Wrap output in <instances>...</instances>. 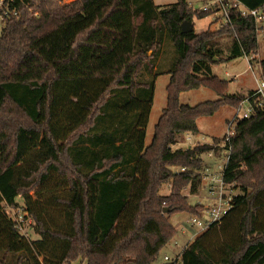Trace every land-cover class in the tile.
<instances>
[{
    "label": "trees",
    "instance_id": "16d2710c",
    "mask_svg": "<svg viewBox=\"0 0 264 264\" xmlns=\"http://www.w3.org/2000/svg\"><path fill=\"white\" fill-rule=\"evenodd\" d=\"M99 1L14 0L16 15L0 24V183L19 171L17 182L0 189V264H158L159 252L176 235L169 217H202L205 210L190 205L182 191L198 195L203 156L217 152L212 145L221 138L186 150L173 147L185 134H198V119L225 106L235 109L245 99L231 94L212 66L258 55L254 19L231 9L230 23L217 30L182 33L184 22L193 27L194 19L211 13L193 10L186 0L163 8L152 0H130L129 60L121 71L59 75L87 36L57 63L38 44L50 35L56 39L65 23ZM238 1L250 9L264 6V0ZM113 13L112 3L93 26ZM167 45L173 57L161 73ZM31 55L51 75L12 81ZM259 65L264 74V59ZM164 74L170 76L166 105L146 145L155 80ZM199 88L217 98L180 103L181 94ZM230 147L223 181L239 194L220 223L164 264H264V110L236 122ZM27 149L35 157L20 168ZM163 185L170 186L166 196L159 194ZM17 198L33 221L36 241L24 237L6 213L20 206Z\"/></svg>",
    "mask_w": 264,
    "mask_h": 264
},
{
    "label": "rangeland",
    "instance_id": "374dc122",
    "mask_svg": "<svg viewBox=\"0 0 264 264\" xmlns=\"http://www.w3.org/2000/svg\"><path fill=\"white\" fill-rule=\"evenodd\" d=\"M63 1L65 3H70L74 0H63ZM152 1L155 5L161 8L168 7L177 2V0H152ZM186 2L189 5V7L192 8L193 10H199L201 7L204 6L203 4L205 2H209V1L207 0H186ZM116 3L117 1L113 2L114 12L117 11ZM125 3H126V0H123L122 7L124 11H121L119 15L117 14L113 17L114 20L117 22V24L119 22L121 23L120 27H122L123 24L125 23L126 16L129 15V17L131 18L130 11L129 9L126 8ZM108 7L109 6H107L105 9L97 7L93 9L92 10L93 12L91 13L93 15L94 14L97 15L98 12H102V15H103L104 14L103 12H105L108 9ZM119 9L121 10L122 8H119ZM102 15H100L99 18L97 19L95 18V16L93 17L92 22H91L92 24L90 25L89 29L93 28V25L95 24V22L99 20L102 17ZM119 16H121V18ZM217 21L218 20H214L212 22L209 16L203 19H200V20L194 19L193 21L194 30L195 32H199L200 30H204V31L217 30L218 27L220 26L219 24L216 23ZM123 27L125 28L126 25H124ZM125 31L124 33L123 32L120 33V36L123 38V40L126 39L125 37L126 35L129 34L130 36V33L127 34ZM262 35L263 34H261L260 37H258L259 49H262V47L264 46V43L262 42V38H261ZM71 40L72 38L69 39L67 38L66 35H64L62 38V41H60V44L52 48L53 50H57L58 52L54 54L45 53L46 59L53 63H57L65 59L70 51ZM110 43L106 44V48H105L106 50H114L118 44V43H115V44L114 43L110 44ZM126 50L127 48H124L125 54H126ZM163 54L164 55L162 56L159 62L160 67L158 70L161 73H163L164 71H168L169 61L171 57H173V50L171 49L169 45L165 47ZM260 58H262V51H260L259 53L258 60ZM110 65H113V64L108 63V66ZM253 66L255 68L254 72L256 73V70H258V61L254 62ZM118 70H121V69H118ZM113 71L114 70H108L109 73H112ZM63 73L65 74L66 72H63ZM213 74L217 76L219 79L228 82L230 93L235 92L237 90L236 87L241 85V83L244 82L245 80L246 81L249 80L252 75L244 59H239V60L236 59L234 61L232 60V61L216 64L214 65ZM50 75H51V70L43 67V65L38 61V59L35 56L31 55V56L26 57L23 60V62L20 63V65L17 67L14 74L12 75L11 80L17 81V80H23V79L31 80V79L48 78ZM234 77H237V78H234ZM144 79H148V76H145ZM166 86H167V79L163 77V75L158 76L157 79L155 80L153 105H152V109L149 115L148 125L146 127V138H145L146 145H148L151 142V138L154 132V126L157 123L162 113V110L164 109L166 105ZM216 98L217 97L212 90L207 89V88H199L197 90H191L189 92L181 94L179 100L181 104H188L189 106H195L197 104H200L206 101H213ZM233 115H234V109H232L229 106H225L223 108H220V110L211 117H202L198 119L197 127L199 130V134H197L196 136L187 134V136H185L186 137L185 138L186 141H184L185 143H183L180 146L183 148H186V147H189L190 145H193L192 144L193 142L203 141L205 139H211L213 137L221 138L227 131L226 121H230ZM188 137L189 139H187ZM214 156H218V151L214 153ZM34 157H35V154L33 153V151L27 149L25 151L22 161L18 164V167L22 168V167L29 166L32 163ZM203 161H205V155L203 156ZM18 174H19V171L17 169L7 174L2 180V182L0 183V189L1 190L3 188L6 189L9 183L17 182ZM169 193H170L169 185H163V187L159 191V194L162 196H166ZM233 193H234L233 195L239 194L237 190L236 191L233 190ZM182 195L188 197V202L192 206L196 204H201L204 206V209H205L210 204V201L207 200L209 198V194L205 188V185H203V182L200 186L198 195L190 196L188 189L183 190ZM16 202L20 206L23 204L21 198H17ZM52 211H56L55 208H52ZM191 217H195V216H190L186 213H174L169 217V223L175 228L176 235L159 252V255H158L159 257L157 259L158 264H163L162 260L164 256H167L170 259L177 258L182 248H184L186 244L190 243L189 237L193 233V229L189 226L188 221L190 220ZM204 217H205V213L203 212L202 217H199V218H204ZM32 226H29L27 229V233H28L27 239L31 242L39 239L38 236L34 233ZM74 264H79V263H74Z\"/></svg>",
    "mask_w": 264,
    "mask_h": 264
},
{
    "label": "crops",
    "instance_id": "0c3cea01",
    "mask_svg": "<svg viewBox=\"0 0 264 264\" xmlns=\"http://www.w3.org/2000/svg\"><path fill=\"white\" fill-rule=\"evenodd\" d=\"M117 1L116 5V10L107 20H105L102 24L98 25L97 27L90 28V25L92 24V19L95 16V18H99L100 15H102V12H98V14H92V10L95 8H106L113 2ZM209 2H205L203 5H208L210 4L213 0H207ZM126 8L129 9L130 11V0H126ZM123 0H101L92 6L88 7L85 9L83 12H81L78 16L73 18L72 20L68 21L65 23L58 33V37L55 39V37H46L45 39L42 40L41 43H39V47L44 50L47 54H54L57 53V50H53L52 48L59 45L60 41H62V38L64 35L67 36V38L71 39L70 46L72 43L80 38H84L87 36V39L80 43L77 47L75 57L72 59V61L62 68L59 71V75H63V77H86V76H108V75H113L119 73L118 69H122L121 67L129 60V46H130V38L129 34L130 33V28H131V18L126 16L125 18V23L123 24L126 25L124 28L123 26L120 27V22L117 24V22L114 20L115 15H119L121 11H124L123 9ZM157 6V5H156ZM119 8H122L121 10ZM202 8V7H201ZM200 8V9H201ZM119 9V10H118ZM199 9V10H200ZM104 13V12H103ZM98 16V17H97ZM121 18V16H119ZM212 20L214 21L212 16H209ZM94 18V19H95ZM217 24L220 25V22L217 21ZM194 29V26H193ZM91 30V31H90ZM128 34L126 35V39L123 40V38L120 36V33H124V31ZM195 31V30H194ZM204 30H200L199 32L195 33H201ZM64 34V35H63ZM263 34L262 31L258 33V37ZM54 40H53V39ZM262 42L264 43V34L262 35ZM259 40V39H258ZM111 42V43H110ZM115 44L118 43L116 48L114 50H106V44ZM124 48H127L126 54L124 53ZM52 49V50H51ZM262 51V58H259V53ZM70 52V51H69ZM126 57H125V56ZM239 59H244L245 62L248 65V69L251 71V68L254 70V62L258 61V67H259V61L264 59V46L262 49H259L258 46V55L255 57H242L238 58ZM234 61V60H233ZM108 63H112L113 65L108 66ZM253 64V65H252ZM213 69L214 66H212V74H213ZM108 70H114L112 73H109ZM116 71V72H115ZM258 71L260 69L258 68ZM63 72H66L65 74ZM252 74V71H251ZM214 75V74H213ZM163 77L167 79V84L169 82L170 76L168 74H164ZM239 77V76H238ZM237 78V77H234ZM235 80V79H234ZM255 87V82H254V76L253 74L251 75V78L249 80H245L244 82L241 83L238 87H236V91L232 92L231 94H240L247 96ZM181 96V95H180ZM188 105V104H187ZM198 121V120H197ZM198 128V127H197ZM199 134V130H198ZM185 134L182 137L181 144L178 143L173 147V149H189L195 146L196 143H203L205 140L209 141L210 139H205L203 141H197L193 142V145H190L189 147L183 148L180 145L185 143ZM194 136V135H193ZM196 136V135H195ZM189 139V137L187 138ZM214 155V153H213ZM211 156L209 157L208 155H205V167H210L214 172H217V167L221 164V159L222 155L218 151V156ZM204 167V168H205ZM203 185H205L206 190L208 191V185L206 182L202 181ZM211 203L210 197L207 199ZM210 205V204H209ZM206 209V208H205Z\"/></svg>",
    "mask_w": 264,
    "mask_h": 264
},
{
    "label": "built area",
    "instance_id": "2783aa9c",
    "mask_svg": "<svg viewBox=\"0 0 264 264\" xmlns=\"http://www.w3.org/2000/svg\"><path fill=\"white\" fill-rule=\"evenodd\" d=\"M13 2L14 0H0V24L3 23L5 17L16 15V8L13 6ZM231 9H236L241 17L253 18L260 32V29L264 25V6L263 8L250 9L238 0H213L210 4L203 6L199 11H209L211 13L210 16L214 20H218L220 25H227L230 23L229 13ZM258 68L260 69V65ZM250 69L254 76L255 87L241 102L240 106L234 109V115L230 121H227V131L221 137L220 143L212 145L210 140H205L201 143L212 145L222 155V159L221 164L217 167V172H214L210 167H205L201 173L202 181L208 185V194L211 203L204 211V218L191 217L188 221L189 226L193 229V233L189 237L190 243L211 225L221 222L230 208L232 198L235 196L233 195L232 187L225 185L223 181L224 168L231 153L230 139L234 134L237 121L251 118L256 109L264 110V74L261 73V69L260 71L256 70V73L251 66ZM213 153L215 152L210 151L206 155L211 157ZM6 213L16 225L19 232L28 238L27 229L33 225V221L22 205L18 208H7ZM187 245L182 248L179 255ZM177 258L170 259L164 256L162 262L163 264L171 263L176 261Z\"/></svg>",
    "mask_w": 264,
    "mask_h": 264
},
{
    "label": "water",
    "instance_id": "95a60500",
    "mask_svg": "<svg viewBox=\"0 0 264 264\" xmlns=\"http://www.w3.org/2000/svg\"><path fill=\"white\" fill-rule=\"evenodd\" d=\"M193 30V27L190 23L188 22H184L182 25H181V32L182 33H187V32H190ZM166 211V210H165Z\"/></svg>",
    "mask_w": 264,
    "mask_h": 264
}]
</instances>
